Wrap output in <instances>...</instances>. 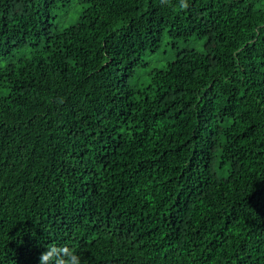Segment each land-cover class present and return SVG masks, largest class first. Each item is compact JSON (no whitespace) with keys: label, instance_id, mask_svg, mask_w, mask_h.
I'll return each mask as SVG.
<instances>
[{"label":"trees","instance_id":"obj_1","mask_svg":"<svg viewBox=\"0 0 264 264\" xmlns=\"http://www.w3.org/2000/svg\"><path fill=\"white\" fill-rule=\"evenodd\" d=\"M186 2L0 0V264H264V0Z\"/></svg>","mask_w":264,"mask_h":264},{"label":"rangeland","instance_id":"obj_2","mask_svg":"<svg viewBox=\"0 0 264 264\" xmlns=\"http://www.w3.org/2000/svg\"><path fill=\"white\" fill-rule=\"evenodd\" d=\"M167 41L164 42L161 53H158L156 55L147 54L144 57V62L148 66L146 69L139 71V77L134 79L131 84L133 86H140L142 83L141 81L145 80L146 75L148 72H150L153 69H159L162 68L164 65H166L168 62L173 61L176 57V52L172 51L169 46H167ZM204 48V41L199 39H192L188 42V44H182L179 46V50H194L198 52H202Z\"/></svg>","mask_w":264,"mask_h":264},{"label":"clouds","instance_id":"obj_3","mask_svg":"<svg viewBox=\"0 0 264 264\" xmlns=\"http://www.w3.org/2000/svg\"><path fill=\"white\" fill-rule=\"evenodd\" d=\"M179 7L187 8L186 0H180ZM39 264H82V259L67 245H51L41 253Z\"/></svg>","mask_w":264,"mask_h":264}]
</instances>
